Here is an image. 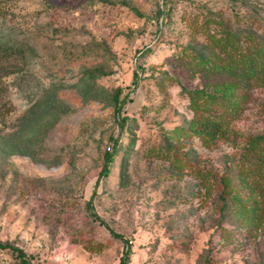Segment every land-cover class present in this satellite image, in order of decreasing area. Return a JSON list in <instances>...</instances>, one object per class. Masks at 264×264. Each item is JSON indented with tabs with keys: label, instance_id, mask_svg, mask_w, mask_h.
Segmentation results:
<instances>
[{
	"label": "rangeland",
	"instance_id": "1",
	"mask_svg": "<svg viewBox=\"0 0 264 264\" xmlns=\"http://www.w3.org/2000/svg\"><path fill=\"white\" fill-rule=\"evenodd\" d=\"M259 46L264 0H0V240L31 264H117L126 244L127 264H264V219L216 198L264 132V68L200 59L261 61ZM223 81L233 115L221 98L192 108L185 89ZM204 111L226 120L213 139L189 129ZM0 264L19 258L3 247Z\"/></svg>",
	"mask_w": 264,
	"mask_h": 264
},
{
	"label": "trees",
	"instance_id": "2",
	"mask_svg": "<svg viewBox=\"0 0 264 264\" xmlns=\"http://www.w3.org/2000/svg\"><path fill=\"white\" fill-rule=\"evenodd\" d=\"M254 54L261 55L262 60H257L255 55H248L245 57L242 64H235L231 62L217 63L211 62L200 56L202 63L206 66H210L212 69L224 70L227 74L240 75L248 77L253 75L256 71L255 65L258 69L264 68V46H259L254 51ZM94 71L102 72L101 69L95 67ZM135 81V80H133ZM236 83L232 81H223L220 83H214L211 85V89H205L203 87L185 89L190 105L194 110H203L199 103L195 102L197 97L202 98L204 101L211 102L216 98L224 100L223 109H227L228 113L234 114L238 108V102L235 98ZM120 88L116 87L112 94V106L115 115L119 116V108L124 101L125 95H119ZM206 104V103H205ZM4 108L1 114L8 113L11 108L9 106L2 105ZM125 116H119L122 121ZM226 120L222 114H214L208 111H204L194 121L189 123V129L195 135L208 140L213 139L217 135L221 134L224 129ZM108 147V146H106ZM246 147L250 150L255 151V155L250 157L244 154L246 166L239 164L237 170H231V168H224L223 172L216 175V181L219 185V189L216 193L217 201L220 202L221 209H227L230 206L235 209L239 215H242L244 221L249 223L258 224L264 219V132L257 133L250 136L247 139ZM112 159V151H104L102 156V163L99 170L97 171V178L105 176L108 172V162ZM241 159V161L243 160ZM240 163V162H239ZM236 180L237 182H235ZM241 186L236 188V186ZM93 192H91L85 202L86 207L89 211L90 216L99 220V217L93 210L91 204ZM111 236L122 238V235L109 230ZM125 240V238H123ZM9 247L15 251V255L19 258V264H31L24 256L22 249L8 241L0 240V248ZM129 246L126 244L119 255L117 264H127L128 262Z\"/></svg>",
	"mask_w": 264,
	"mask_h": 264
}]
</instances>
